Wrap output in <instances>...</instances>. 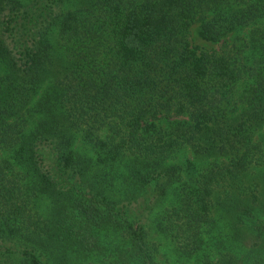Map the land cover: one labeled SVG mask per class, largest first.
Returning <instances> with one entry per match:
<instances>
[{"label": "trees", "instance_id": "obj_1", "mask_svg": "<svg viewBox=\"0 0 264 264\" xmlns=\"http://www.w3.org/2000/svg\"><path fill=\"white\" fill-rule=\"evenodd\" d=\"M180 258L264 264V0H0V264Z\"/></svg>", "mask_w": 264, "mask_h": 264}, {"label": "rangeland", "instance_id": "obj_2", "mask_svg": "<svg viewBox=\"0 0 264 264\" xmlns=\"http://www.w3.org/2000/svg\"><path fill=\"white\" fill-rule=\"evenodd\" d=\"M191 33H192V42L193 43H195L197 45H200V46H203L205 48H208V47H210L212 45L211 43H209V42H207V41L199 38L193 32H191ZM209 234H210L211 238L213 240H215V232L214 231H211ZM180 260H183L186 264H190V259H182V258H180ZM177 264H178V262H177Z\"/></svg>", "mask_w": 264, "mask_h": 264}]
</instances>
